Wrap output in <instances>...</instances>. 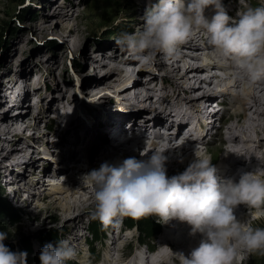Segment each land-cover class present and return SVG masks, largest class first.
Masks as SVG:
<instances>
[{
    "label": "rangeland",
    "instance_id": "374dc122",
    "mask_svg": "<svg viewBox=\"0 0 264 264\" xmlns=\"http://www.w3.org/2000/svg\"><path fill=\"white\" fill-rule=\"evenodd\" d=\"M44 1L45 0H0V100L4 101L0 105V109L5 106L3 110L9 109L7 108L8 101L12 103L11 107L14 108H12V111L9 114L7 113V115L10 119H14L18 113L15 111V102H17V100L15 101V96L17 97L21 93H24V108L27 111L24 118L26 119L29 117L32 124H37L39 126L38 130L26 128L22 136L20 147L26 146L25 143L29 142V140L31 141L28 145L29 148L26 156H31L33 161L28 165H25L24 162H18L20 163L18 167L23 166L21 171L13 170L12 165H16L15 162L11 158H6V149L2 151V153L5 154L0 158L1 193L7 198L11 205L16 208L18 221L10 222L6 218L1 220L0 231L7 233V240L13 243L15 251L27 253V264H40L39 255L43 247L39 240L51 229L58 231L61 235L60 240H69L77 251L76 258L66 261L65 264H96V253L102 254L103 249L106 253H109V251L112 252L110 256H114V259H118L119 255L120 257H122L121 255H123V257L128 256L129 252L133 251L132 247L135 246V243L139 239H141V242L138 241L139 243L150 246L155 253L167 252V248L169 249V247L167 245H160L159 234L150 238H142L138 237V232L135 228H123L121 239H119L118 230L120 224L123 225L125 223L126 217L119 218L120 223L118 227L110 225V228L105 232L102 238L91 243L89 239V225L92 221L91 212L94 210L95 204L90 205L82 214L76 212L73 214H67V212L63 213V208L67 205L68 200H72L70 189H67L69 187L66 184L67 182L65 183V181L68 180L66 178L71 177L73 173L78 170L73 168L74 162L67 160V156H69L67 155L68 151L71 152L75 149H72V146L67 142L64 146L60 144L63 136L67 134V127H65V123L58 122L57 112L54 109L50 110V108L55 107L57 101L66 103L70 97L75 96V110L72 112L73 116L77 118L74 120L73 124L83 129L79 121L87 122L89 118L94 120L92 116V113H94V115L102 121V123L99 122V124L106 126L105 123L110 121L106 115L124 116V114H121V109L124 107L122 104H125V97H133V93L129 91L133 89V86H131L132 83L137 80L140 81V87H144V90H148V92L151 93L152 103L144 107L149 106L153 109H150V111L148 107H141L142 113L148 114L151 117L152 115H155V117L169 115L172 113V110L183 112L186 116V111L184 110L187 108L186 106L190 105L194 110L197 106H195L193 102L201 106L200 99H202L204 92H207L208 89L212 91L211 97L208 96L205 102L211 101L210 104L214 102V99L224 98L226 100V98L231 97L234 99L242 97L237 96L238 94L233 95L231 91L221 94L224 91H221L220 87L216 86V81L219 78H213V82H207V79H210L211 76H221L222 74L220 69L209 67L210 69L206 68V70L199 71V73L202 74L201 77L203 80L199 79L192 82V85L195 84L198 86L194 92H192L190 88L180 85V92L178 91L177 94H175L176 102L175 100L174 102L176 105L169 103L168 106H164V103L160 102V96L162 94H169L168 92H171V81L173 85H177L178 81L183 80V71L178 74V78L167 77L166 70L167 68L169 69V64L177 65L179 59H181L183 55L184 58L199 56L200 54L198 52H200V50L192 49L186 45L189 44L191 39H202V35L205 34L203 31L200 34V31L195 32L193 37L186 44L181 46V55L178 59H166L168 66L164 65V67H161L163 59L159 60L160 62L153 60V62L147 64L144 68V64L138 63L139 65L134 68L133 76L130 80H126L123 83L113 81L108 85L97 84V86L92 87L90 86L91 83H95L104 78L105 73H110L109 71L111 68L107 62L109 61L108 58L112 56L115 50H125L123 47L117 45V38L123 33L139 32L143 26L142 17L145 13V9L148 8L146 4L147 0H115L113 5L118 8L116 14L108 21H103L92 26L83 25L85 21L84 17L91 11L92 0H69L68 5H66V0H55L51 6L53 7V11L57 8L56 5H61L63 12H70V21L64 24L69 26L80 25L82 29L76 41L71 38L67 43L63 42V38L60 35L57 34L56 36V34H52L50 28L54 27V18L51 17L52 13L50 14V11L42 6ZM231 1L234 0H230V2ZM235 2L236 4L238 3L239 8L233 4L225 5L228 14L232 17H236L238 11L242 12L243 4L252 7L259 6L258 4H260L250 3V5L248 3L250 0H235ZM41 7L45 9L46 15L51 17L48 22L44 23L50 25L47 27V31L43 33L34 28V26H36L35 24H38L35 19L39 16ZM67 25L64 26L67 27ZM201 39L199 40L203 43L204 40L202 41ZM205 43L208 44L207 40H205L204 44ZM11 48L12 51H10ZM100 49H104L106 54L104 55L101 51V56L98 58L97 53H99ZM102 56H105V59L108 61H101ZM155 58H158L157 55H155ZM201 64H203V56L202 59L200 58V60L198 59L197 61V65ZM28 65H32L36 68L33 71L30 69L31 71H28L26 76H22L20 73L21 69L28 70V68H23ZM99 66L102 68H99ZM5 69L8 70V73L2 75ZM10 75L11 78L17 76V81L19 80L14 90V94H18H15L14 97H7L5 95L11 85L7 82V78ZM116 75L112 74L109 79H112ZM24 77L27 78L24 79ZM109 79L107 83L110 81ZM30 80L31 82L39 81V87L34 88L31 86L30 83H28ZM26 83L28 85H25ZM21 85H23V87L19 89ZM260 88H262V86L257 87V89ZM194 97L197 99H194ZM245 101L249 103V100L246 99ZM50 105L51 107H49ZM251 107L252 109L249 110ZM245 108L247 113L250 114V117L256 116L264 119L263 113L257 114L255 112L254 101L250 100V104H246ZM245 108L243 107V109ZM243 109L241 108V110ZM3 110L0 111V116L3 115ZM235 110L239 109L233 107L230 111L226 110L223 114L224 116L220 115L221 117L219 120L215 122L212 121V125L206 124L207 129L202 139L208 138V144L204 145V142V144H202L204 146L197 145L194 147L195 149L200 147L202 149L200 150V154H207L211 158L217 155L218 159L216 164L219 162V153L216 151L217 147L221 145L224 138H226L224 140L227 141L229 138H232V136L226 134L224 128H222L223 122L227 121L231 113ZM206 111H208V115H210L209 120L213 119V117L219 113V110L212 111L210 108L208 110L206 109ZM222 113L223 112H221V114ZM105 117L107 118L104 119ZM190 121L191 120L186 122L185 126L189 124L192 125ZM196 121L197 120H194L193 122L196 123ZM127 124L124 125L127 126ZM129 124L131 125L132 123ZM130 125L127 126V128L130 127ZM109 128H111V126H109ZM221 131L223 132L222 135H220ZM99 133L102 134V132ZM159 134L160 136L162 135L161 133ZM236 136L241 139L240 133H237ZM104 137L107 141V135ZM68 138H70V136ZM144 139L146 138L144 137ZM4 142L5 141L0 138V144ZM248 143H252V141ZM107 144L109 146V140ZM142 144H144V142H142ZM262 145L257 148V150L260 151H257L256 158L264 156V140ZM243 147L244 145H239V149L236 151L240 154V152L243 151ZM249 149L252 151V147H249ZM77 151L81 161L77 168L86 169V167L89 166L88 157L90 156L87 155L86 145L81 144ZM221 154L223 155V153ZM222 155L220 156L222 157ZM93 158L91 171L99 168L102 164L98 161L99 157L93 156L92 159ZM143 158L141 154L137 157V159ZM235 159L236 157H233L231 161H236ZM239 160L240 159L237 158V161ZM231 161L229 164H231ZM216 164L213 163L214 166ZM239 165L241 166V164ZM50 172L56 173L54 177H58V179H51L52 174H50ZM22 173H24L25 176L16 180L15 178L22 175ZM58 173H61V175L59 176ZM67 173L68 175H65ZM81 182L84 185L86 184V190H93V186L90 182ZM33 184H35V186ZM15 188H18V192H16L13 198L11 192ZM83 192L84 191H81L78 195L76 194V197H81V193ZM87 196L83 195V199H86ZM18 198L20 201L30 200L31 202L24 206L23 203L17 200ZM260 206L262 207L247 211L246 213H241L249 214L248 216L250 217H256L264 223V204ZM148 217L154 218L156 221L159 220L158 217ZM253 217H251L252 221H254ZM159 223L160 231L164 232L165 225L162 221ZM245 223L248 224L247 222ZM176 224L177 220L172 223V227H177L175 226ZM24 239L30 242V250L25 247L23 243ZM128 239L129 245L119 251L123 246L121 244ZM101 244L102 246H100ZM144 247L145 246H143V248ZM179 252L183 253L182 250H179ZM101 257L102 255H100V258ZM148 264H152L151 261L148 262ZM248 264H264V252L256 251L254 258Z\"/></svg>",
    "mask_w": 264,
    "mask_h": 264
},
{
    "label": "clouds",
    "instance_id": "9594fccd",
    "mask_svg": "<svg viewBox=\"0 0 264 264\" xmlns=\"http://www.w3.org/2000/svg\"><path fill=\"white\" fill-rule=\"evenodd\" d=\"M210 6L214 15L209 19L205 10ZM142 20L141 31L123 33L116 40L141 64L151 63L156 53L178 59L181 46L195 32L203 31L213 49L210 62L227 68L221 74V91L247 95L264 84V3L232 17L222 0H157L145 9ZM182 144L174 142L170 148ZM165 150L141 153L147 159L104 162L86 174L94 190L91 217L105 227H118L122 217L186 222L191 235L200 233L203 238L187 256L175 253L180 264H236L238 246L264 252V228H253L235 215L241 204H264V172L257 169L242 172L238 180L222 179L212 158L195 151L196 158L188 167L169 177ZM6 239L7 233L0 231V264H27V253L10 250ZM76 256L75 247L65 239L45 245L39 260L40 264H65Z\"/></svg>",
    "mask_w": 264,
    "mask_h": 264
},
{
    "label": "bare ground",
    "instance_id": "6f19581e",
    "mask_svg": "<svg viewBox=\"0 0 264 264\" xmlns=\"http://www.w3.org/2000/svg\"><path fill=\"white\" fill-rule=\"evenodd\" d=\"M54 1L55 0H45L42 5L44 8L50 11V14L52 13L51 17L54 18V27L50 28L52 34H56V36L57 34L60 35L63 38V42H66V43L69 42L71 38H73L74 41H76V39L79 38L80 33L82 32L80 25L69 26L67 24H64L70 21V17H71L70 12L69 13L63 12L61 9V5L59 6L56 5L57 8L56 9L54 8L55 10L53 11L52 9L53 7L51 6L53 5ZM66 1H67L66 5H68L69 0H66ZM114 1L115 0H92L91 11L86 17H84L85 21L83 25L92 26L95 24H99L100 22H103V21H108L118 11V8L113 5ZM156 2L157 0H147L146 4L148 7H150L151 4L156 3ZM222 3L224 4V6L226 4H233V5H236L237 8H239L238 3L236 4L235 0L231 2L230 0L229 1L224 0L222 1ZM248 3L249 4L250 3L252 4L260 3L261 4V3H264V0H250V2ZM247 7H248L247 5L243 4L242 11H244ZM44 8L42 7L40 8L41 9L39 10L40 14L35 19L38 24H35L36 26H34L35 30H39L42 33L46 32L47 27H49L50 25V24H44V23L48 22V20L51 18L46 15ZM205 15L209 19L211 18L212 15H214V10L211 6L205 10ZM64 25H67V27H65ZM142 28L143 26L141 27L139 31H141ZM201 32L202 31H200L199 34ZM199 39L201 38L191 39L189 41V44L186 45V46L191 47L192 49L200 50V52H198L200 54L199 56L184 58V55H183L181 56V59H179L177 65L169 64V69L167 68L166 70L167 77L169 76L172 78H178V74H180V72L183 71V76H182L183 80L178 81L177 85H173L171 81L170 83L172 85L171 92H168L169 94H162L160 96V100H161L160 102L164 103V106L165 105L168 106L169 103L176 105L175 94H177L181 86L190 88V90L194 92L198 86H196L195 84L192 85L193 84L192 82L199 80V79L203 80V78L201 77L202 74L199 73L200 70H206V68H209V67L216 68V69H222V70L225 69V66L217 62L216 63L210 62L213 59V56H212L213 49H212V46H210L209 44H206V43L204 44L205 40H207L206 35L205 34L202 35L201 40L202 41L204 40L203 43ZM12 48L10 51H12ZM100 51H102L104 55L106 54L104 49L103 50L100 49ZM127 55H128V58H127ZM156 55L158 58H154V60L160 62L159 60L163 59V62H161L162 63L161 67L162 66L164 67V65L166 66L167 65L166 59L168 58H165L160 53H156ZM99 56H101V53H97L98 58ZM202 56H203V64L197 65L198 59L199 60L200 58L202 59ZM105 58H106L105 56H102L101 61L103 60L108 61ZM108 59L109 61L107 62V64L111 68V70L109 71L110 73H107V74L105 73L104 78L96 81L95 83L94 82L91 83L90 86L92 87L97 86V84H103V85L107 84L108 85L112 83L113 81L123 83L126 80H130L133 76L134 68L138 67L139 65L138 63H140L136 61V59H134L133 56L129 52L123 49H119V51L115 50L112 56H110ZM210 63H213V64H210ZM146 65L144 64L143 68L144 66L146 67ZM23 68H28V70L21 69V72H20L22 76H26L28 71H31V70L33 71L36 67L32 65H28ZM99 68H102V67L99 66ZM7 73H8V70L5 69L2 75H5ZM112 74H115V75L117 74V75L113 77L112 79H109V77H111ZM26 78L27 77H24V79ZM213 78H219L216 81V84H217L216 86H220L222 77L218 75H213L210 77V79L209 78L207 79L208 80L207 82H213L212 81ZM7 79H8L7 80L8 84H11V85H10V89L7 90V93L5 95L7 97H14L15 94H18V93L14 94V90L19 80L17 81L18 79L17 76L15 78L13 77L11 78V75ZM108 79L110 81L107 83ZM28 83H30V85L33 86L34 88H38L40 85L39 81L31 82L30 80ZM25 85H28V84L26 83ZM131 86H133V89L130 90L129 92L133 93V97H128V98L125 97L124 99L125 104H122L125 108L123 107V109H121L122 110L121 114H124V116L106 115L110 119L108 123H105L106 126H103V124L102 125L99 124V122L102 123L101 119L97 118L92 112L91 113H92L94 120L89 118L87 122L82 123L79 121L80 125L83 126V129L78 127L76 124H73L74 120L77 118L76 116H73V112H72L75 110V96L70 97L66 101V103L57 101L56 102L57 104L55 107H51V105L49 106L51 107L50 110L54 109L57 112V115H58L57 120H59L58 122H62L63 124L65 123V127H67L66 128L67 134L63 136L62 142H60V144L61 146H64L66 145V142H67L72 146V149H75L71 152L68 151L67 155L69 156H67V160L69 161L71 160L72 162H74L73 168H76L78 170V171L76 170L77 172H74L71 177L66 178L68 180L65 181V183L67 182L66 184L69 187L67 189H70V195L72 196L71 197L72 200L71 199H70L71 201L68 200L67 205L63 208V213L67 212V214L69 213L73 214L74 212H76L78 214H82L84 211L87 210V208L90 207V205L95 204L94 190H90V191L86 190L87 188L86 184L84 185L81 182V181H84L85 183L90 182L88 178L84 176L91 171V168L93 166L92 161L94 160V158L92 159L93 156L99 157L98 161H100L101 163L109 162L111 164H120L122 163L124 159L129 158V157L137 158L138 156H140L141 153L151 155V152L153 151H157V150L164 151L165 149H167L165 150L164 155L168 157V160L166 162L167 175L171 177L173 175L182 173L188 167V165L196 158L195 151H196V154H200V150L202 149L200 147L198 149H195L194 148L195 146L197 145L203 146L202 144H204V142L205 144L208 143L207 142L208 140L205 141L206 139H202L204 135L201 133V129H200L201 127L200 117L203 116L205 118V124H210V125L213 124L212 122L213 119L209 120L210 115H208L209 113L208 111H206V109L208 110L211 107L210 106L211 101L205 102L208 96L211 97L210 95L212 91L210 89H208V91L206 90L207 92H204L202 99H200L201 106H198L196 105L198 103L193 102L195 103V106H197L195 110L192 106L187 104L188 105L186 106L187 108L184 109L186 111V116L183 114V112L172 110L171 111L172 113L169 115H161L160 117H155V115H152L151 117L148 114L142 113L143 111H141V107L143 108L148 107V109H151V110L153 109L152 107L150 108L149 106L144 107L152 103L151 93L148 92V90L147 91L144 90V87L142 86L140 87V81L138 80L133 82ZM259 86H262V88L260 89L256 88L252 93H249L247 95L238 94L237 96L242 97L243 99L242 98H235V99L232 98L233 103L231 102L230 98L229 99L226 98V100L224 98L214 99V102L222 101L225 103V107L227 109L222 111L223 113L221 114V116L226 112V110L230 111L232 110L233 107H236L237 109H239L231 113V116L229 117V119L227 121H224L222 125V128H224L225 133L231 135L233 139L229 138V140L227 141V140H224L226 139L224 138L223 141L221 142V145L217 147L216 151L217 153H219L218 154L219 155L218 164H216L217 159H218L217 155L212 157V164L213 163L216 164L215 166L218 169L217 174L222 179L235 177L238 180L239 175L242 172H253L254 173L256 172L257 169H261V171L264 172V156L256 158L257 151H260V150H257V148L260 145H262L263 140H264V119L260 117H256V116L250 117L249 116L250 114L247 113L246 108H245L246 104L247 105L250 104V100H252L255 103V112L257 114H262V113L264 114V84H260ZM21 87H23V85H21L19 89ZM225 92H228V91H224L221 94ZM197 93H194V94H197ZM24 97H25L24 93H21L17 97L15 96V101L17 100V102H15V109H16L15 111H17L18 113L14 119L12 118L10 119L7 115V113L9 114L12 111V108H14V107H11L12 103L10 105H7V108L9 109L3 110L5 109L6 106L0 109V111L3 110L2 112L3 115L0 116V138L3 141H5L3 144H0V158L3 156V154L6 153V158L8 159L11 158L16 164V165H12L14 171H21L22 170L21 168H23V166L18 167V165L20 164L18 162H24L25 165H28L32 163L33 161L31 159V156L29 155L26 156L28 148H29L28 145L29 143H31V141L28 139L29 142L25 143L26 146L20 147V144L22 143V136L25 133V129L30 128L32 130L33 129L38 130L39 128L37 124L31 123V121L29 120L30 119L29 117L26 119L24 118L27 114V111L24 108L25 107L24 105L25 101L23 99ZM198 98H201V97H198ZM194 99H197V98L194 97ZM244 99L249 100V103H246ZM3 102H4L3 100H0V105ZM243 107L245 109H243ZM241 108L243 110H241ZM250 109H252V107L249 108V110ZM210 110L218 111L220 109H217V110L210 109ZM215 116H218V115H215ZM107 117H105L104 119H106ZM189 120H191L190 122L192 125L189 124L185 126L186 122H188ZM194 120H197L196 123L193 122ZM129 123H132V124L130 125ZM124 124H127V126L130 125V127L122 131V132H126V130L128 131V135L126 136L124 144L132 141L133 148L126 147L125 149H121V152H118V151L112 152L108 149V144H107L109 140L108 134H107V142L104 136L106 135V132L109 131L110 129L109 126H112V125L125 126ZM161 127H165L163 133L160 132ZM184 131H186V134H182ZM99 132H102V134ZM158 132L161 133L162 135L160 136ZM148 133H149V136H148ZM237 133H240L241 139H239L236 136ZM222 134L223 132L221 131L220 135ZM69 136L70 138H68ZM144 137L146 139H144ZM192 137L193 138L200 137V140L197 139L196 142H193ZM149 141L150 143H148ZM250 141H252V143H248ZM142 142H144L145 145L142 144ZM174 142H183V144L180 145L179 147L170 148L174 145ZM81 144L86 145L87 155H90L88 157L89 166H87L86 169L77 168V166L81 163L79 159L80 156H78V151H77V149L80 147ZM241 144L242 146L244 145V147H243V151L240 152L239 154L236 150L239 149V145ZM249 147H252V151H250ZM5 149L7 151L5 153H2V151ZM221 153H223V155ZM220 155H222V157ZM143 157H144L143 159H147V156H143ZM233 157L234 158L236 157L235 159L236 161H233V160L231 161ZM237 158H239L240 160L237 161ZM230 161H231V164H229ZM239 164H241V166ZM50 174H52L51 179H54V180L58 179V177L56 178L54 177L56 176L55 175L56 173L50 172ZM58 174L59 176L61 175V173H58ZM65 175H68V173ZM24 176H25L24 173H22V175H20L19 177L15 179L17 180ZM33 185L35 186V184ZM17 190L18 188H15L11 192V196H13V198L16 195V192H18ZM81 191H84L83 193H81L82 196L76 197V194L78 195ZM83 195L84 196L89 195V196H87L86 199H83ZM17 200L20 201L19 198ZM20 202L23 203L24 206H26L31 201L25 200V201H20ZM246 206L247 205L245 204H241L235 209V215L237 216V219L240 220L241 222H247L248 225H251L253 228H257V227L264 228L263 221H260L258 218L251 216L254 219V221H252L251 220L252 218L248 216L249 214H242V213H246L247 211ZM251 210H255V209L252 208ZM66 217H70V216H66ZM174 221L175 220H170L167 223H163L165 225L164 232L158 235V237H160V245H165V246L167 245L169 247V249L167 248V252H164V251H163L164 253L156 252L153 258L150 260H146V259L143 260L139 257L138 258L129 257L127 260L126 257H123V255H121L122 257H120L119 254H118L119 258L114 259L113 258L114 256H110L112 252L109 251V253H106L105 250L103 249L102 254L96 253V259L97 260L100 259L102 261V264H141V260L143 264H148V262L150 261L152 264H180V262H178L179 259L175 255V253H180L179 250H182L183 253L187 256L188 254H190L192 249L196 248L199 245L203 236L200 233L191 235L190 234L191 226L188 225L186 222L177 221V224L175 225L177 227L173 228L172 223H174ZM122 229L123 227L120 225L119 230H118L119 239H121V236H122L121 235ZM128 241L129 239L124 241L123 244H121L123 246L119 249V251L123 250L124 247H127ZM238 250H239L240 255H239V258L236 264H248L255 256V252H249L246 249L239 248V246H238ZM100 255H102L101 258H100Z\"/></svg>",
    "mask_w": 264,
    "mask_h": 264
},
{
    "label": "trees",
    "instance_id": "16d2710c",
    "mask_svg": "<svg viewBox=\"0 0 264 264\" xmlns=\"http://www.w3.org/2000/svg\"><path fill=\"white\" fill-rule=\"evenodd\" d=\"M99 53H101V51H99ZM16 211H17L16 208H14L11 205V203L7 200V198L2 195L1 188H0V221L6 218L10 222H17L18 217H17ZM124 225L128 229L135 228L136 231L138 232V237H142V238L154 237L159 232L160 233L162 232V231H160V223L151 217H142V218H138V219L132 218V217H126V221H125ZM89 228H90L89 229V236H90L89 239H90L91 243H93L96 240L102 238L105 235V232L110 227L109 226L105 227L100 223V221L98 219L92 218V221H91V224L89 225ZM60 238H61V235L58 233V231L51 229L49 232L44 234L40 238L39 241H40L41 246L44 247L45 245H47L49 243L56 245L57 242L60 241ZM139 241H141V239H139ZM4 243L7 247L10 248V250L15 252V247L10 240L6 239L4 241ZM23 243L28 250L31 249V247H30L31 244L28 240L24 239Z\"/></svg>",
    "mask_w": 264,
    "mask_h": 264
}]
</instances>
